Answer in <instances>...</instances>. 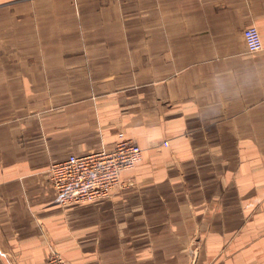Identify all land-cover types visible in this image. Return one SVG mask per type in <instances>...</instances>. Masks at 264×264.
Instances as JSON below:
<instances>
[{
	"label": "crops",
	"instance_id": "0c3cea01",
	"mask_svg": "<svg viewBox=\"0 0 264 264\" xmlns=\"http://www.w3.org/2000/svg\"><path fill=\"white\" fill-rule=\"evenodd\" d=\"M97 1L0 0L10 43H47L23 58L47 59L34 73L63 82L51 88L66 106L34 150L0 137V264H46L52 247L71 264H184L176 243L202 223L203 264H264V0H140L141 15L130 19L143 20L132 34L144 37V60L116 43L119 5ZM79 23L92 27L85 36L75 35ZM249 28L263 45L256 54ZM78 38L110 44L49 45ZM136 67L146 68V87L65 92L91 69ZM120 133L143 153L121 175L136 185L64 208L49 166L111 148Z\"/></svg>",
	"mask_w": 264,
	"mask_h": 264
},
{
	"label": "rangeland",
	"instance_id": "374dc122",
	"mask_svg": "<svg viewBox=\"0 0 264 264\" xmlns=\"http://www.w3.org/2000/svg\"><path fill=\"white\" fill-rule=\"evenodd\" d=\"M64 2H71L73 5L75 2H79V0H64ZM97 2H102L103 4H114L116 6L119 5L120 16L122 19L120 20L119 27V34H121V37L117 39L116 43L117 45L130 46L133 49L136 48L137 52L133 53L132 55H137L138 59L144 60V37L143 35L134 36L132 34L133 30H139V28L143 27V20L141 18H135V20L130 19L132 17L141 15L140 0H98ZM122 2L127 4V7L124 8ZM89 6L93 5L90 4ZM91 28V25L87 26L84 23H79L78 30L76 29L77 32L75 30V35L85 36L84 32L90 31ZM11 32L12 30H0V137L3 133L4 137L6 139H11V142L16 144L17 147L31 146L34 150L37 144H40L41 141L45 143V138H47L46 132L44 131L45 122H47L48 124V122H50L47 121L48 118L51 117L55 113V111H61L64 107H66L65 105L58 106V104L54 103L53 95L54 93H56V91L52 90V88H54V85H57V83L58 85H62L63 82L60 83L56 80L57 83L54 84L51 80L52 76L49 73L35 75V65L38 66L39 70L48 69H46L44 66V63L47 59L45 60L34 57L31 59L23 58L25 53H31V51L35 49L38 50L40 49L39 47L44 46L47 43L15 45L14 43H10V41L14 39L11 36H6L4 34H11ZM63 35L73 37L72 34ZM108 44H110L109 39L89 40L84 38H78L76 40L71 39L70 41L64 40L58 43H51L49 45L54 48L83 47V49H85L84 47L106 46ZM32 45H35V48H33ZM250 52L251 54H256V52L258 51ZM125 55L129 56L130 53H126ZM141 63L144 64V62H138V64ZM131 64L135 65V63ZM85 73H87V77L89 79H77L76 81L73 80L69 82L70 88L66 89L65 92L70 91L74 92L75 95H77L79 90L83 91L84 89H86L87 91L88 89H92L90 95L93 94L94 96L99 95L103 97L107 96V94L109 93H122L123 91L137 86L146 87L148 84V78L146 77L145 67L106 69L104 71L91 69V71ZM68 75H74L75 78H77L78 76H82V72L72 71L69 72ZM102 83L108 84L106 87H104L101 85ZM84 85L86 86V88L83 87ZM40 124L41 126H43V129H40ZM48 174V182L50 184L51 181L49 171ZM121 184V187H119L118 189H124V187L131 188L136 185L133 178H128L124 180L121 179ZM203 226V223L199 226L200 228L198 227V225L186 226L188 229L192 230L187 234L189 235V237L186 241L181 240V242L176 243L177 246H182L184 249V264H203L205 262L206 257L202 253L206 251L208 246L206 239L202 238V236L200 237V235L202 233L205 234L206 231L205 227ZM52 253L59 255L60 258L64 260L66 264H71V262L65 260L61 252L54 247L49 250L46 256V264H49V260L51 258ZM216 258H222V256L216 254V257H214L213 259ZM213 263L214 261H212V264Z\"/></svg>",
	"mask_w": 264,
	"mask_h": 264
},
{
	"label": "built area",
	"instance_id": "2783aa9c",
	"mask_svg": "<svg viewBox=\"0 0 264 264\" xmlns=\"http://www.w3.org/2000/svg\"><path fill=\"white\" fill-rule=\"evenodd\" d=\"M249 51H260V34L255 28L245 30ZM120 141L111 148L73 155L49 166L51 186L63 207L110 198L121 187V175L133 170L142 160V150L130 139L119 135ZM49 264H66L59 255H51Z\"/></svg>",
	"mask_w": 264,
	"mask_h": 264
}]
</instances>
